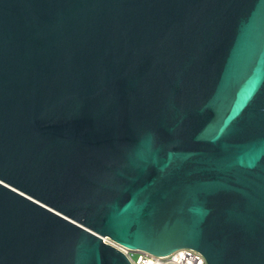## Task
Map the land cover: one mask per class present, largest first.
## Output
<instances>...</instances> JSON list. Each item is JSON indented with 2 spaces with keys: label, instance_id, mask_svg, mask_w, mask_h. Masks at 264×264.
Masks as SVG:
<instances>
[{
  "label": "water",
  "instance_id": "95a60500",
  "mask_svg": "<svg viewBox=\"0 0 264 264\" xmlns=\"http://www.w3.org/2000/svg\"><path fill=\"white\" fill-rule=\"evenodd\" d=\"M264 264V0H0V264Z\"/></svg>",
  "mask_w": 264,
  "mask_h": 264
},
{
  "label": "built area",
  "instance_id": "2783aa9c",
  "mask_svg": "<svg viewBox=\"0 0 264 264\" xmlns=\"http://www.w3.org/2000/svg\"><path fill=\"white\" fill-rule=\"evenodd\" d=\"M104 242L123 252L132 264H208L205 257L193 249H180L169 256L158 257L141 251H131L110 238H104ZM135 256H139V259L136 260Z\"/></svg>",
  "mask_w": 264,
  "mask_h": 264
},
{
  "label": "rangeland",
  "instance_id": "374dc122",
  "mask_svg": "<svg viewBox=\"0 0 264 264\" xmlns=\"http://www.w3.org/2000/svg\"><path fill=\"white\" fill-rule=\"evenodd\" d=\"M135 259L138 260L139 259V256H135Z\"/></svg>",
  "mask_w": 264,
  "mask_h": 264
}]
</instances>
